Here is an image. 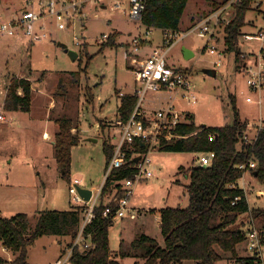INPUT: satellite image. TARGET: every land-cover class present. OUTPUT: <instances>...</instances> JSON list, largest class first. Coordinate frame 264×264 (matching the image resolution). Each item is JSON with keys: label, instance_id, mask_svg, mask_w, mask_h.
I'll return each mask as SVG.
<instances>
[{"label": "rangeland", "instance_id": "obj_1", "mask_svg": "<svg viewBox=\"0 0 264 264\" xmlns=\"http://www.w3.org/2000/svg\"><path fill=\"white\" fill-rule=\"evenodd\" d=\"M4 3L9 4V1ZM213 3V0H189L181 30L188 32L211 13ZM124 8L126 12L98 10L99 18L85 24L87 31L81 38L83 47L75 44L71 31L51 30L47 41L35 44L20 36L0 39V115L5 116V120H0V159L4 163L0 169V209L4 218L27 214L30 232L34 230L40 212L64 211L72 206L69 181L63 177L55 157V136L51 141L43 139L45 132L52 134L49 122L54 116L65 114L75 119L82 141L72 150L71 178L81 180L83 188H99L104 181L106 166L104 142L108 140L116 144L121 136L117 124L121 97L135 93L139 88L135 82L136 74L130 68L131 59L135 57L140 61L153 48L161 46V30L151 27L149 42L142 44L139 53H134L132 38L139 34V28L144 34L148 26L134 22L126 5ZM247 18L249 23L244 31L257 36L262 20L254 12H250ZM116 32L119 36L115 45L101 51L107 40L102 44L97 40L105 34L110 38ZM224 40L222 33L220 40L214 43L217 54L211 55L204 50L207 39L195 32L169 53L171 65L189 74L198 97L196 104L179 102L177 108L187 116L193 115L197 126L223 127L234 123V98L241 120L248 123V138L253 140L258 132L257 126L264 122V91L260 106L257 103L259 93L248 87L243 62H236L235 54L227 51ZM59 44L78 52V59L72 61ZM260 44L258 41L243 42L239 49L242 53L253 54ZM183 48L195 56L186 60ZM218 55H221V67L215 64ZM209 71H216V76H210ZM77 72L79 82L75 83L69 74ZM21 75L30 76L34 104L29 113L13 115L5 111L3 104L11 82ZM61 77L65 79L64 89L58 86ZM249 97L253 103L247 102ZM168 98L166 93L160 96L148 94L145 106L152 108L154 101H160L156 106L160 107L167 103ZM52 105L53 109L49 111ZM50 114L54 116L51 118ZM90 139L95 142L87 141ZM150 158L155 177L137 184L130 201L129 207L136 218H131L129 213L114 220L109 232L110 249L121 264H146L147 253L152 247L165 246L160 228L161 210L189 206L190 181L181 168L187 170L192 167L197 154L155 150ZM250 182L249 205L262 209L264 197L255 195V190L262 184L256 179ZM114 193L112 189L106 197ZM106 197L105 201L108 200ZM248 219L246 214L239 219L245 222L241 226L245 232L249 227ZM256 224L262 228L259 221ZM41 238L28 249L32 264H47L61 247L58 242L61 237L48 235ZM238 251L242 256H251L246 241L238 246ZM121 253L123 256H118ZM220 255L222 259L217 264H231L230 253L220 252ZM262 257L264 262V248ZM182 264L195 263L185 261Z\"/></svg>", "mask_w": 264, "mask_h": 264}, {"label": "trees", "instance_id": "obj_2", "mask_svg": "<svg viewBox=\"0 0 264 264\" xmlns=\"http://www.w3.org/2000/svg\"><path fill=\"white\" fill-rule=\"evenodd\" d=\"M189 0H150L144 12L142 22L148 27L180 28ZM224 2H214V8ZM252 12L251 1L245 0L236 7V17L225 29L227 51L234 53L236 62H242L240 51L241 36L244 27L249 23L248 14ZM119 33H114L102 46H114ZM92 59V58H90ZM89 59V60H90ZM72 81L78 83L79 73L69 74ZM72 82V83H73ZM58 86L64 89L65 79L60 78ZM20 91L22 94H20ZM32 84L25 78H15L8 89L4 101V109L8 112L29 113L32 108ZM138 97L127 94L121 97L118 117L127 121L137 105ZM234 123L223 127L197 126L193 115L187 116V122L177 129L184 138L170 145L163 144L161 151L174 153H205L215 155L209 168H181L189 178V206L187 208L167 207L161 210L160 228L165 246L152 247L147 253L146 264H182L193 261L195 264H217L222 259L220 252L231 254L233 264H259L257 256H239L238 246L246 241L239 219L248 215L259 221L264 230V208L250 209L244 190L231 188L243 176L238 165L254 161L256 169L252 176L264 185V127L257 134L253 143H247L243 137L248 123L243 122L232 101ZM54 114H50L52 118ZM58 126L55 135V157L63 177L69 181L72 168V150L81 143L79 128L75 119L65 114L52 118ZM264 123V122H263ZM77 129L76 133L73 130ZM214 135V140H210ZM115 145L105 140L106 166L113 157ZM146 152L143 144L135 143L127 149L126 164L114 172L115 178L108 180L96 208V219L87 228L86 234H92L95 248L88 252L75 250L71 264H121L110 249L109 232L114 221L103 217L108 206L117 207L112 201H105L113 182L131 179L135 174V159ZM105 166V167H106ZM118 188H120L118 186ZM118 197L123 196L119 190ZM236 197H241L232 205ZM82 207L71 206L69 210H48L39 213L35 228L30 232V219L27 214L20 213L11 218L0 217V241L3 246L13 252L15 259L8 262L0 258V264H29L28 249L43 236L69 237V246L79 233L82 221ZM123 256L121 253L118 255Z\"/></svg>", "mask_w": 264, "mask_h": 264}, {"label": "built area", "instance_id": "obj_3", "mask_svg": "<svg viewBox=\"0 0 264 264\" xmlns=\"http://www.w3.org/2000/svg\"><path fill=\"white\" fill-rule=\"evenodd\" d=\"M150 0H18L17 4H5L4 0H0V39L3 37H22L28 40L30 44L47 41L51 35V30L73 32L74 42L78 47H83L81 42L84 34H86V22L91 19H98V10L120 11L125 10V5L129 11V16L134 22L144 25L142 22L144 12ZM214 2H224L223 5L213 8L212 12L205 15L188 32H183L180 28H161L162 39L161 46L155 47L142 60L133 57L132 63L137 66L134 71L136 74V83L139 85L135 95L138 97L137 105L133 114L127 121L119 118L117 124L119 126L121 136L115 145L112 159L105 167L104 181L97 189L92 190L90 201H85L78 192V187H82V181L75 179L69 184V193L71 196V204L74 207H82V221L78 235L68 247L66 254L52 264H71V257L75 250L80 252H88L95 248L92 240V234H86L87 228L96 219V208L99 204L100 197L105 185L109 179L115 178L114 172L121 169L126 164L127 149H130L135 143L143 144L146 152L142 155V159L135 165V174L131 179H123L115 181L111 190H115L112 196L108 197V201L114 202L117 207L114 210L108 206L103 212V217L124 218L129 213L131 218H136V214L129 207L130 201L137 184L147 182L155 177L154 167L150 158V154L155 150H161L163 144L170 145L172 142H178L184 137L178 134L177 129L180 125L186 123L187 115L182 113L178 108L179 102L188 104H196L198 97L195 93V87L187 72L173 67L169 63V53L184 38L192 33L198 32L202 38L207 39L205 51L209 54L216 55L217 47L215 42L220 40L223 33L225 39V29L236 17V7L245 0H213ZM252 12L257 14V18L261 19L263 25L258 31V35L243 32L241 42H260V47L253 54H242L243 69L247 73V84L250 90L259 93L260 100L257 103L263 104L264 91V0H250ZM91 6H93L91 8ZM151 27L132 38V49L134 53H139L142 44L148 43ZM109 39L107 34L97 40L98 44H102ZM225 41V40H224ZM249 55V56H248ZM216 61V66L221 67V55ZM249 62H252L251 64ZM168 94L169 98L166 104L156 107L160 101H154L152 108H147L145 103L148 94L160 96ZM262 96V98H261ZM160 100V99H159ZM247 102L253 103L250 97ZM0 119L4 116L0 115ZM264 127L263 121L257 126L258 132ZM257 132V134H258ZM246 133L243 139L249 144L253 143L256 137L251 140ZM210 140H214V135H210ZM215 155L212 152L197 153V159L194 167L209 168L212 166ZM238 169L243 171L242 178L231 188L242 189L247 198L246 174L256 169V163L250 161L238 165ZM118 186L120 188H118ZM122 191L123 196H117ZM257 196H264V187L257 191ZM106 197V196H105ZM241 197H236L232 205H235ZM249 227L247 228L246 242L248 251L251 256H257L264 264L262 252L264 248V230L259 228L256 221L250 217Z\"/></svg>", "mask_w": 264, "mask_h": 264}, {"label": "crops", "instance_id": "obj_4", "mask_svg": "<svg viewBox=\"0 0 264 264\" xmlns=\"http://www.w3.org/2000/svg\"><path fill=\"white\" fill-rule=\"evenodd\" d=\"M5 1V0H4ZM9 1V5H14V4H17L18 3V0H8ZM169 61V60H168ZM170 63V62H169ZM171 64V63H170ZM130 68L133 70V71H135L136 69H137V66L136 65H134L132 62H130ZM28 77V78H27ZM18 78H25V79H28V80H30V76H28V75H21V76H19ZM31 81V80H30ZM136 82V81H135ZM32 90H34L33 89V87H32ZM136 90H137V88L135 89V92H136ZM20 94H22L21 93V91H20ZM132 94H135V93H132ZM33 104H34V100H33V97H32V108H33ZM53 106L54 105H52L51 107H50V109H49V111L50 110H52L53 109ZM3 107H4V104H3ZM32 108H31V110H32ZM118 109H119V106H118ZM6 111V110H5ZM118 111V110H117ZM8 112V111H7ZM11 114H13V115H15V114H17L18 112H10ZM119 118V117H118ZM48 119V118H47ZM0 120H5V116H4V119H0ZM49 120H50V118H49ZM51 125H52V134L51 133H47V132H45L44 133V135H43V139L44 140H48V141H51V138H52V136H55L56 135V133L58 132V126L53 122V121H50L49 122ZM77 131V129H74L73 130V133H75V132ZM79 132V131H78ZM87 141H89V140H87ZM195 154H197V153H195ZM4 165V163L2 162V159H0V169L2 168V166ZM193 166H194V164H193ZM105 170V169H104ZM251 179L252 180H255V178L252 176V174L251 173H247L246 174V184H247V198H248V196H249V192H250V190H249V188H248V186L250 185L251 186V182L250 183H248L249 182V180L251 181ZM248 181V182H247ZM263 187H264V185L262 184V187L261 188H258V189H254L255 190V195H256V197L257 198H262V197H264V196H262V197H259V196H257V191L258 190H261V189H263ZM94 189V188H93ZM251 189V188H250ZM91 190V189H90ZM252 191H254L253 189H251ZM111 194V190H110V192L108 193V195H110ZM109 197V196H108ZM108 197H106V198H108ZM108 201V200H107ZM248 201V200H247ZM249 203V202H248ZM250 206V205H249ZM71 208V207H70ZM69 208V209H70ZM68 209V210H69ZM250 209H254V207H251L250 206ZM2 212H1V209H0V217H2ZM247 217H249L248 215H247ZM249 220H250V217H249V219H248V222H249ZM160 221H161V219H160ZM161 223V222H160ZM240 225H245V222H243V220H240L239 222H238ZM40 239H42V238H40ZM61 241V242H60ZM71 241V239L69 238V237H61V238H59L58 239V242H59V244H60V248H59V250H58V252L56 253V256L54 257V259L53 260H51V261H49L47 264H52V263H54V262H56L58 259H60V258H62L65 254H66V252H67V250H68V247H69V242ZM239 253V256L241 255V252L240 251H238ZM114 255V254H113ZM242 256V255H241ZM0 258H2V259H4V260H6V261H8V262H12L14 259H15V255L13 254V252H11L10 250H8V249H6L4 246H3V243L0 241ZM230 260V259H229ZM28 263L29 264H32V263H30L29 262V256H28ZM230 263L231 264H233V262L230 260Z\"/></svg>", "mask_w": 264, "mask_h": 264}, {"label": "water", "instance_id": "obj_5", "mask_svg": "<svg viewBox=\"0 0 264 264\" xmlns=\"http://www.w3.org/2000/svg\"><path fill=\"white\" fill-rule=\"evenodd\" d=\"M59 45L65 50V53L70 57V59L72 61H76L78 59V56H79L78 52L73 51V50H69L67 48V46L64 44H59ZM183 52H184V57L186 60H190L195 56V54L192 51H190L186 48H183ZM208 74L210 76H216V71H209ZM202 126H205V125H202ZM89 141L95 142V140H93V139H90ZM141 159H142V155L138 156L135 159V163H138ZM78 192H79L80 196L82 198H84L85 201H87V202L90 201L91 196H92V190L87 189V188H83V187H78Z\"/></svg>", "mask_w": 264, "mask_h": 264}]
</instances>
